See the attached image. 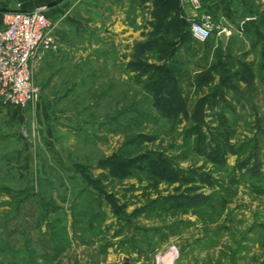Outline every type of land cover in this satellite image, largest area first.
<instances>
[{"label":"rangeland","instance_id":"374dc122","mask_svg":"<svg viewBox=\"0 0 264 264\" xmlns=\"http://www.w3.org/2000/svg\"><path fill=\"white\" fill-rule=\"evenodd\" d=\"M52 1L39 96L0 90V264H264V43L193 39L183 0Z\"/></svg>","mask_w":264,"mask_h":264},{"label":"built area","instance_id":"2783aa9c","mask_svg":"<svg viewBox=\"0 0 264 264\" xmlns=\"http://www.w3.org/2000/svg\"><path fill=\"white\" fill-rule=\"evenodd\" d=\"M191 1L195 8L201 7L200 0ZM18 6L5 13V22L0 26V90L10 102L25 106L39 96V88L32 81V62L52 46V23L48 6ZM191 28L192 38L200 42L208 41L214 32L218 37L222 31L228 37L233 34V30L216 24L209 14L194 19ZM239 33H244L243 27Z\"/></svg>","mask_w":264,"mask_h":264},{"label":"crops","instance_id":"0c3cea01","mask_svg":"<svg viewBox=\"0 0 264 264\" xmlns=\"http://www.w3.org/2000/svg\"><path fill=\"white\" fill-rule=\"evenodd\" d=\"M255 1L259 6L257 13L251 12L249 0H200L201 7L199 9L195 8L191 0H184L183 4L184 11L189 17H200L202 14H209L221 26L233 30V33L240 32L241 27H243L245 33H248V31L250 33L259 31L258 22L264 17V0ZM52 2V0H0V26L5 22V13L17 9L19 4L23 9L49 5L51 8L48 9L47 14L51 17L55 12L61 11L60 3L52 5ZM230 38L231 36L228 43ZM217 41L221 45L220 36H217Z\"/></svg>","mask_w":264,"mask_h":264},{"label":"trees","instance_id":"16d2710c","mask_svg":"<svg viewBox=\"0 0 264 264\" xmlns=\"http://www.w3.org/2000/svg\"><path fill=\"white\" fill-rule=\"evenodd\" d=\"M258 26H259V31H257V32L256 31L255 32L253 31L251 33H254V35L257 37V39L260 40V41H262L264 43V29H263V27H264V17L258 22ZM191 37H192V35H191ZM157 74H159L160 75L159 77H161V79L157 80V83L158 84L159 83H165L166 76L167 75H171L166 70V66H162V65L161 66H158ZM216 93L213 94V95L210 94L209 96H207L206 100L207 101H211L213 99H216L215 98ZM193 130L197 132L199 138H201V139L204 138V133L202 131V128H201V125L200 124H197L193 128Z\"/></svg>","mask_w":264,"mask_h":264},{"label":"water","instance_id":"95a60500","mask_svg":"<svg viewBox=\"0 0 264 264\" xmlns=\"http://www.w3.org/2000/svg\"><path fill=\"white\" fill-rule=\"evenodd\" d=\"M221 47L224 49L229 41V37L225 31L220 32Z\"/></svg>","mask_w":264,"mask_h":264},{"label":"bare ground","instance_id":"6f19581e","mask_svg":"<svg viewBox=\"0 0 264 264\" xmlns=\"http://www.w3.org/2000/svg\"><path fill=\"white\" fill-rule=\"evenodd\" d=\"M171 263V260L170 258H168V260L166 259L162 264H170Z\"/></svg>","mask_w":264,"mask_h":264}]
</instances>
